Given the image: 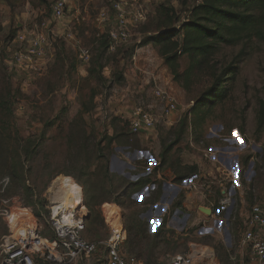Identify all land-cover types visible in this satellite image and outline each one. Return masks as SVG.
<instances>
[{
  "label": "rangeland",
  "instance_id": "1",
  "mask_svg": "<svg viewBox=\"0 0 264 264\" xmlns=\"http://www.w3.org/2000/svg\"><path fill=\"white\" fill-rule=\"evenodd\" d=\"M54 1L36 8L25 0L10 8L0 0V92H14L13 122L23 144L35 153L26 164L27 197L12 177L10 155L1 145L0 243L15 233L7 224L19 217L20 228L31 216L44 235H50L45 220L55 194L50 189L61 177L71 180L75 191L81 189L84 210L76 203L69 210L85 215L86 240H106L112 228L122 226L127 234L123 253L141 264H167L172 256L194 249L214 254L204 264H245L248 251L240 247L244 224L251 206L264 203V122L258 127L257 115L264 95V41L220 45L203 70L191 68L188 57L182 56L174 79L158 49L140 41L158 34L159 7L175 10L177 26L197 1L136 0L146 19L128 27V43L115 51L104 48L102 36L108 27L96 22L112 0H80L60 20L51 16ZM18 33L45 39L44 56L34 71L15 60L25 47L16 42ZM83 49L89 52L87 60L80 58ZM224 67L231 69L216 79ZM190 68L191 75L184 79ZM213 85L214 102L191 112L193 101ZM155 86L170 94L178 109L169 121L156 124L153 137L132 135L129 117L135 107L160 112L161 104L152 96ZM218 142L229 148L226 155L238 157L228 167L211 157V147ZM167 182L182 184L184 190L166 191L161 203ZM190 182L197 191L187 187ZM127 184L130 195L119 197ZM187 189L198 198L188 196ZM224 197L231 201L221 205ZM115 200L120 206L112 203ZM29 201L34 205L28 206ZM105 259L99 249L81 264H106Z\"/></svg>",
  "mask_w": 264,
  "mask_h": 264
},
{
  "label": "built area",
  "instance_id": "2",
  "mask_svg": "<svg viewBox=\"0 0 264 264\" xmlns=\"http://www.w3.org/2000/svg\"><path fill=\"white\" fill-rule=\"evenodd\" d=\"M79 1L55 0L51 5L52 18L54 20L62 19L70 7L78 4ZM145 19L146 13L136 0H112L109 8L102 9L98 13L96 22L108 27L104 34L109 41L108 50L115 51L128 43L130 37L128 27L136 26ZM15 40L25 44L22 51L15 54V60L27 71L36 70L44 56V37L33 35L26 39L24 34L18 33ZM80 58L87 60L89 58L88 50H81ZM152 96L161 104L160 112L156 114L152 108L135 107L129 117V129L134 135L154 129L161 120L169 121L178 109L176 100L159 87H154ZM187 187L194 191L198 190L193 182L187 183ZM79 195L81 211L84 210L81 189ZM52 196L54 197L53 194ZM230 201V197H224L220 203L225 205ZM52 202L47 224L54 233V240L41 235L40 227L34 219V224H26L19 228L21 232L16 236L10 235L2 238L0 264H77L79 261L95 255L99 249H103L105 252L106 264H141L137 258L123 253L122 246L126 240V233L122 226L112 228L110 236L106 240L99 242L86 240L82 236L85 231V215H82L81 212L75 214L69 210V207L65 208L59 203L55 206ZM7 225L8 229L12 230L10 223ZM240 247L248 251L245 264H264V203H255L251 206L249 217L241 234ZM214 257L212 252L210 254L209 251L202 252L194 249L189 254L172 256L167 264H204L205 260L209 261Z\"/></svg>",
  "mask_w": 264,
  "mask_h": 264
},
{
  "label": "trees",
  "instance_id": "3",
  "mask_svg": "<svg viewBox=\"0 0 264 264\" xmlns=\"http://www.w3.org/2000/svg\"><path fill=\"white\" fill-rule=\"evenodd\" d=\"M4 1L10 8H14L25 0ZM195 1H197V4L192 7L189 17L183 19L177 26L175 24L179 23V17L175 13V10L173 8L159 7L156 11L157 24L159 26L158 34L140 41L141 46L150 44L158 49L159 56L171 71L174 79L179 77L177 69L182 56L188 57L191 68L195 67L198 70H203L210 66V61L218 53L220 45L233 46L242 40L248 41L251 38L264 41V0ZM30 2L36 8L46 4V0H30ZM102 37L104 39L102 42L104 48L108 49L109 41L106 35ZM191 68L182 74L184 79H187L191 75ZM230 69L229 67H224L216 79L225 76ZM215 93L216 85H213L198 100L193 101L194 104L191 112L212 104L215 100L213 99ZM13 94L14 92L10 88L4 92H0V148L3 145L4 154L9 153L12 177L21 185V190L25 195L30 197L31 191L25 186L27 180L26 164L34 158L35 153L31 149V145L23 144L19 131L13 122ZM216 96L221 99L222 93ZM257 115L258 127H260L264 122V95L258 102ZM27 143L29 144L30 140ZM8 177L7 175L4 176V178ZM129 186L130 184H127L121 189L119 197L126 195L128 197L130 195L128 192ZM112 203L120 206V203L116 200ZM26 204L31 206L34 205V202L29 201ZM86 207L89 209V214L91 215L90 205L86 204ZM34 214L36 218L39 215L37 212ZM48 216L49 212H47L45 217L46 223ZM47 228L50 231V235H44L40 228L41 235L44 238L54 240V233L48 224ZM84 233L82 235L83 238Z\"/></svg>",
  "mask_w": 264,
  "mask_h": 264
},
{
  "label": "bare ground",
  "instance_id": "4",
  "mask_svg": "<svg viewBox=\"0 0 264 264\" xmlns=\"http://www.w3.org/2000/svg\"><path fill=\"white\" fill-rule=\"evenodd\" d=\"M71 182H72L71 180H67V179H64V178H61V177L57 178L54 181V183L51 186L50 190H51V192H53L56 195H58V197L57 196L53 197V202H52L53 205L57 206V204L59 203L63 207L66 208V207H72L73 204L76 203L75 206H78L79 208L81 207L79 191H78L77 188H75L76 191L72 188V183ZM55 189H57V190L55 191ZM63 190L67 191V192H70L68 194L69 196H66V195L59 196L60 192L63 193ZM55 194H53V195H55ZM110 216H111V214H110ZM19 218H16V219L12 220L11 223H10L11 229L13 228L15 230V233L12 236H16V234H19L21 232L20 231L21 229H19L20 228L19 227ZM112 218H113V216H112ZM27 219H28L27 225L28 224H34V222H35L34 218L29 216ZM111 221H113V220H111ZM210 254H211V252H210Z\"/></svg>",
  "mask_w": 264,
  "mask_h": 264
},
{
  "label": "crops",
  "instance_id": "5",
  "mask_svg": "<svg viewBox=\"0 0 264 264\" xmlns=\"http://www.w3.org/2000/svg\"><path fill=\"white\" fill-rule=\"evenodd\" d=\"M151 130H153V129H151ZM151 130H148V131H145L144 133H145V135H144V138L146 139V138H148V136H151V137H153L154 136V133L153 132H151ZM211 150H212V158L213 159H216V158H218V160L222 163H224L227 167H228V165L230 164V162H231V159H235V160H237V155L235 156V155H230V154H225V152H227V151H230L229 150V148H227L225 145H223L222 143H219L218 142V144H216V145H214V147H211ZM216 153H218L219 155H217ZM224 153V154H223ZM115 162H117V161H115ZM120 165H124V164H126V163H123L122 161H119L118 162ZM235 164H236V162H235ZM128 165V164H127ZM125 167V166H124ZM234 169H236L235 167H234ZM124 170H122V172H123ZM122 172H119L120 174H122ZM151 188L153 189V188H155V184H154V182L152 181V183H151ZM173 188H176L177 189V192L178 191H180V190H182L183 189V186H182V184H174V183H171V182H167L166 184H164V193H163V195H162V201H161V203H164V201L166 200V198H167V194H166V191H171V190H173ZM184 190V189H183ZM177 192H176V194H177ZM188 193V194H187ZM145 196L146 197H148V196H150L151 195V192L150 191H148L147 189L145 190ZM176 194L173 196V198L176 196ZM186 194L188 195V196H196L195 195V192L193 191H188V189H187V192H186ZM220 194L221 195H223L224 194V192H223V190H221L220 191ZM197 198H198V196H196ZM160 208V207H159ZM165 208V207H164ZM164 208H161L160 209V211H158L157 213H158V215L159 214H161L162 212H163V209ZM156 213V214H157ZM151 215H152V212L150 213ZM247 259V258H246ZM82 262L81 261H79L77 264H81Z\"/></svg>",
  "mask_w": 264,
  "mask_h": 264
},
{
  "label": "water",
  "instance_id": "6",
  "mask_svg": "<svg viewBox=\"0 0 264 264\" xmlns=\"http://www.w3.org/2000/svg\"><path fill=\"white\" fill-rule=\"evenodd\" d=\"M200 210H201L204 214H206V215H210V214H211V211L208 210V209L200 208Z\"/></svg>",
  "mask_w": 264,
  "mask_h": 264
}]
</instances>
